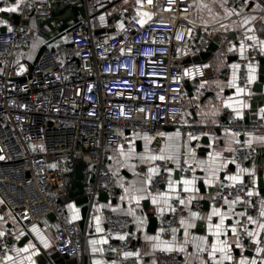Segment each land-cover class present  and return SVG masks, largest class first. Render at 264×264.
Returning <instances> with one entry per match:
<instances>
[{
    "label": "built area",
    "instance_id": "2783aa9c",
    "mask_svg": "<svg viewBox=\"0 0 264 264\" xmlns=\"http://www.w3.org/2000/svg\"><path fill=\"white\" fill-rule=\"evenodd\" d=\"M107 1L83 0V6L88 10ZM0 2L4 7L18 4L22 23L35 16L52 15L47 2ZM139 2L149 19L125 17L123 29L96 34L88 18L71 28L67 41L42 48L31 65L21 59V54L38 31L21 23L4 32L0 18V201L13 215L25 209L34 222L54 215L55 249L61 257L78 258L87 239L86 231L71 220L67 210L69 188L79 162L84 166L83 191L91 203L102 193L117 198V175L104 159L108 149L128 148L133 134L177 129L184 150L192 136L206 131L194 118L199 111L197 104L192 105V114L183 118L187 101L199 100L202 90L200 82L190 79V74L185 76L184 62L207 48L210 29L198 25L190 33V0ZM227 6L236 19L246 2L228 0ZM243 46L245 55L238 57L237 77L238 85L246 88L249 64L264 57V50L250 39ZM20 62L23 65L19 68ZM187 80L192 86L190 95L185 89ZM217 127L239 138L234 156L238 170L246 172L258 163L259 151L249 143L252 133L264 132V117L246 122L228 112ZM168 167V163L160 164L161 175L152 181L154 192L166 184ZM194 168L182 154L179 176L191 178ZM259 178L254 175L236 184L217 186L212 204L236 200L240 209L256 216L262 207ZM183 189L180 184L170 213L158 220L164 236L181 228L184 208L180 201L187 198ZM197 210L202 211L200 206ZM247 217L239 223L243 230L249 227ZM103 220L111 241L102 246V255L120 264H138V258L124 255L133 251V243L117 238L127 232L132 219L104 211ZM15 245L12 231L0 233L1 258L10 255ZM158 264L184 263L179 253L171 252L159 256Z\"/></svg>",
    "mask_w": 264,
    "mask_h": 264
},
{
    "label": "crops",
    "instance_id": "0c3cea01",
    "mask_svg": "<svg viewBox=\"0 0 264 264\" xmlns=\"http://www.w3.org/2000/svg\"><path fill=\"white\" fill-rule=\"evenodd\" d=\"M15 1L18 3L23 0ZM37 1L49 3L52 7V15L50 17L35 16L23 23L21 21L26 27L38 31L27 50L21 54V59L25 60L28 65L34 63L42 48L54 47L61 41H67L71 28L88 18L93 30L102 32V34H112L123 29L125 17L137 18L140 21L150 18L149 14L144 15L139 0H108L100 7L85 9L84 15L80 12V8L84 7L83 0H57L56 3H52V0ZM190 2L193 7V25L190 33L192 34L198 25L205 26V29H210L211 40L220 37L223 41V45L216 53L211 56L205 55L197 74L189 72L190 79L202 84V90L199 93V100L187 101L183 118L185 120L188 115L192 114V105L197 104L199 111L193 115L196 122L206 131L202 135L192 136L187 141L184 150L181 146L179 130L167 129L158 134H133L128 148L119 146L105 152V161L117 175L118 197H108V201L105 202L100 201L98 196L93 203L91 213L84 221L85 224L81 226L84 220L82 207L77 206L75 200L69 198L68 193L69 216L87 233L84 252L77 258L79 264H84L85 261L87 264H96L97 261L101 264H120L102 255V246L111 241L103 220L104 211H111L132 219V225L127 232L117 238L124 237L133 243L132 253H138V255L128 257L138 258V264H158L159 256L171 252L179 253L184 264H213L209 251L215 237L209 231L208 216L214 208L219 209L227 217L225 227L228 235L222 236L221 239H227L232 245L234 256L232 264H236L241 255L249 261L255 259L257 264H264V252L257 253L256 251L257 247L264 249V232H261V243L256 244L247 236L246 230L239 225L243 216L251 215L240 209L236 200H225L217 205L211 202L213 190L222 184H236L251 176H260V174L264 181V154L259 153V164L251 166L246 172H241L234 161L235 145L239 138L232 132L217 127L218 121L228 112H232L237 118L245 121L264 117V102L254 101L257 96L254 93V86L263 68L261 58L250 62L249 85L246 88L238 85V67H233V65H238V57L245 55L244 47L241 53V44L249 37H254L250 40L264 50V0H245L246 7L236 19L234 12L227 6L228 0H190ZM8 7L12 5L4 7L0 2V8ZM3 13L0 12L1 24L7 30H11L16 26L11 17L17 14V11L8 12L6 18L2 16ZM206 53L207 48L201 50L199 54ZM233 57H237V60L230 61L229 59ZM250 66L255 69L254 72L250 71ZM187 95L190 93L187 92ZM249 144L259 150L264 149V132L252 133ZM182 154H185L188 161L195 165L191 178L179 176V160ZM160 156L165 159L150 158ZM161 163L169 164L164 174L166 184L154 192L152 181L161 175ZM150 169L157 171L151 172ZM229 176H239L240 181L229 180ZM193 178H195L196 191L186 192L187 198L182 204L184 208L182 220L185 224H192L194 227L186 228L181 224L179 230L175 233L171 232L168 236L161 233L158 225L152 231L149 216L153 214L159 220L168 215L178 186L180 184L183 186L184 179ZM169 180L172 181L175 190L169 188ZM257 190L260 193L258 185ZM160 194L171 198L165 203ZM136 197H140L139 203ZM153 197L160 202L153 204ZM190 197L193 198L189 200ZM204 202H209V205ZM198 206L201 207V212L197 210ZM262 207H264V195H262ZM260 211L261 209L256 216H251L257 223H249L247 231H255L259 223H264ZM194 212L198 213V217L192 216ZM211 223H219V217L213 216ZM231 227H236L237 235L232 234ZM9 231L15 234L16 245L10 255L5 258L0 257V264H42L43 255L47 257L57 253L54 219L47 217L40 222H34L25 209L13 215L0 201V233L6 234ZM185 231L188 233L187 236L184 235ZM157 236L159 240L147 239V237ZM200 237H205L208 241V246H204V251H200L197 247L201 244ZM237 239L242 245L240 249L235 247ZM25 248L28 251H24ZM169 248L171 250H168ZM9 257L11 259H8ZM45 264L55 263L46 262Z\"/></svg>",
    "mask_w": 264,
    "mask_h": 264
},
{
    "label": "snow or ice",
    "instance_id": "6c2138e0",
    "mask_svg": "<svg viewBox=\"0 0 264 264\" xmlns=\"http://www.w3.org/2000/svg\"><path fill=\"white\" fill-rule=\"evenodd\" d=\"M152 0H148V3H151ZM17 8H18V4H15L13 5L12 7H8V8H0V12H15L17 11ZM144 15H148L147 13H145ZM246 22V21H245ZM249 39H254V37H249ZM243 44H241V53H243ZM234 68L238 67V65H233ZM250 71L251 72H254L255 69L251 68L250 66ZM252 77H250L251 79ZM238 91H242V90H239ZM151 159H165V157L163 156H160V157H150ZM211 162V161H210ZM203 163V162H201ZM151 172H156L157 170L156 169H150ZM242 171H246V170H242ZM214 175V173H213ZM229 180H233V181H240V177L239 176H229L228 177ZM242 182V181H241ZM183 183V186H184V191L185 192H194L196 191V188H195V178L193 179H184L182 181ZM207 183V181H206ZM169 188L172 189V190H175L174 189V185L172 183L171 180H169ZM163 199H164V202L166 203L168 199H170L171 197H168L166 196L165 194H160ZM248 195H253L252 192H249ZM193 197H190L189 200H191ZM137 203H139V199L140 197H136L135 198ZM160 201L156 198V197H153L152 198V203L153 204H157L159 203ZM181 204L184 203L183 200L180 201ZM161 211H163V209H161ZM192 216L193 217H198V213H192ZM213 216H217L219 217V223H216V224H212L211 223V220H212V217ZM260 216L262 218H264V207L261 208V211H260ZM227 219L226 215L224 213H222L219 209H213L211 214L208 216V220H209V231L211 233V235L213 237H215V241L213 243H211L210 245V251H209V256L212 258L213 260V264H232L233 260H234V256L232 254V245L229 244L228 240L227 239H221L222 236H227L228 235V231L226 230V227H225V220ZM249 223H252V224H256L257 221L254 220L251 216H248L247 217ZM180 223L182 225H184L186 228L188 227H194V225L192 224H185V221L184 220H181ZM98 231L100 230L99 228L97 229ZM175 229H173V233H175ZM231 232L233 235H237V229L236 227H231ZM261 232H264V223H259L258 224V228L257 230L255 231H247L246 230V234L248 237H250L256 244H260L261 243ZM185 236L188 235L187 231H185L184 233ZM120 239H124V237H120ZM147 239H151V240H159V237H147ZM200 241H201V244L200 245H197V247L200 248V251H204L205 250V247L204 246H208V241H207V238L205 237H200L199 238ZM203 245V246H202ZM34 247V246H32ZM235 247L237 249H240L242 248V245L240 244L239 242V239H237L236 243H235ZM24 251H28L27 248L23 249ZM168 250H171L170 248ZM181 250H183L181 248ZM257 253H260V252H264V249L262 248H259L257 247L256 249ZM217 254H219V258H217ZM124 255L126 257L128 256H133V255H138V253H132V252H125ZM8 259H11V257H9ZM96 264H101L100 261H97ZM236 264H257V261L255 259L249 261L247 258L243 257L241 255L240 259L238 261H236Z\"/></svg>",
    "mask_w": 264,
    "mask_h": 264
},
{
    "label": "water",
    "instance_id": "95a60500",
    "mask_svg": "<svg viewBox=\"0 0 264 264\" xmlns=\"http://www.w3.org/2000/svg\"><path fill=\"white\" fill-rule=\"evenodd\" d=\"M85 8H80V12L84 15L85 14ZM8 12H4L2 14L3 17H8ZM13 23L17 26L21 23V17L19 14H15L13 17H11ZM3 31H7V28H3ZM96 34H102V32H96ZM223 45V41L220 37H216L213 40H211L207 46V53L206 54H198L197 56H194L193 58H189L187 59L184 64L187 65L186 66V70H185V76L188 77L189 72H194V73H198L199 72V68H200V63L201 61H203L205 59V55H213L214 53H216L221 46ZM230 61H236L237 57H233L229 59ZM260 62L263 66V68L260 70V77L258 82L255 84L254 86V93L257 94L256 98L254 99L255 102H264V58L260 59ZM185 89L187 92H191L192 90V86L189 82V80L186 81L185 84ZM250 119L246 120V122H248ZM206 142L208 143V140H206ZM257 148V147H256ZM258 149V148H257ZM259 153L264 154V149H258ZM259 160H258V164H259ZM83 170H84V166L83 163L79 162L76 167H75V173H74V180L71 183L70 186V191H69V198L70 199H74L77 206H81L82 207V214H83V221L81 222V226H83L85 224V220L87 219L88 215L91 213V210L93 208V203L90 202L89 198L87 196H85L84 191H83ZM258 188L260 189V193L262 195H264V181L263 178L260 174V178L258 181ZM99 200L100 201H108V196L104 193L99 195ZM204 204L209 205V202H204ZM150 223L152 226V231H154L153 229L156 228V226L158 225V219L151 214L150 216ZM49 218L54 219L55 220V216L54 215H50ZM248 244L246 243V246ZM45 260H44V259ZM42 258V264H45L46 262H54L55 264H79L77 258L76 259H68L66 257H61L59 256L58 253H55L53 255H49L46 257V255H43ZM46 261V262H45ZM41 262V260H40ZM84 264H87V262L85 261Z\"/></svg>",
    "mask_w": 264,
    "mask_h": 264
},
{
    "label": "rangeland",
    "instance_id": "374dc122",
    "mask_svg": "<svg viewBox=\"0 0 264 264\" xmlns=\"http://www.w3.org/2000/svg\"><path fill=\"white\" fill-rule=\"evenodd\" d=\"M22 65H23V62H20V64H19V68H20Z\"/></svg>",
    "mask_w": 264,
    "mask_h": 264
}]
</instances>
